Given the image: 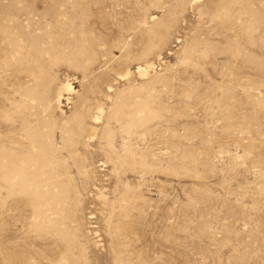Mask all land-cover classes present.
I'll use <instances>...</instances> for the list:
<instances>
[{
    "label": "rangeland",
    "instance_id": "rangeland-1",
    "mask_svg": "<svg viewBox=\"0 0 264 264\" xmlns=\"http://www.w3.org/2000/svg\"><path fill=\"white\" fill-rule=\"evenodd\" d=\"M0 264H264V0H0Z\"/></svg>",
    "mask_w": 264,
    "mask_h": 264
},
{
    "label": "bare ground",
    "instance_id": "bare-ground-1",
    "mask_svg": "<svg viewBox=\"0 0 264 264\" xmlns=\"http://www.w3.org/2000/svg\"><path fill=\"white\" fill-rule=\"evenodd\" d=\"M68 85V84H67ZM68 90H70V88L67 86ZM61 98V97H60Z\"/></svg>",
    "mask_w": 264,
    "mask_h": 264
}]
</instances>
